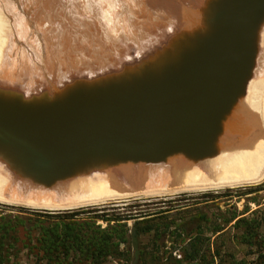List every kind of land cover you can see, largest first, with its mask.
<instances>
[{"label": "water", "instance_id": "95a60500", "mask_svg": "<svg viewBox=\"0 0 264 264\" xmlns=\"http://www.w3.org/2000/svg\"><path fill=\"white\" fill-rule=\"evenodd\" d=\"M207 14L140 61L57 93L0 89V152L45 188L105 166L207 155L254 70L264 0H216Z\"/></svg>", "mask_w": 264, "mask_h": 264}, {"label": "bare ground", "instance_id": "6f19581e", "mask_svg": "<svg viewBox=\"0 0 264 264\" xmlns=\"http://www.w3.org/2000/svg\"><path fill=\"white\" fill-rule=\"evenodd\" d=\"M214 2L0 0V89L24 98L42 90L54 94L68 82L138 62L155 48L162 49L181 29L203 26L201 17H207ZM256 49L251 77L217 123V138L207 155L195 160L175 156L157 164L105 166L45 188L22 176L0 152V203L58 212L123 197L261 183L264 21L257 32Z\"/></svg>", "mask_w": 264, "mask_h": 264}, {"label": "trees", "instance_id": "16d2710c", "mask_svg": "<svg viewBox=\"0 0 264 264\" xmlns=\"http://www.w3.org/2000/svg\"><path fill=\"white\" fill-rule=\"evenodd\" d=\"M98 209L85 208L56 214L19 210L17 214L0 216V264H9L10 257L22 248L45 264H106L116 260H123L125 264H161L159 255L146 251L142 238L170 233L169 223L157 222L158 219L152 215H142L131 217L133 224L129 227L127 217L94 214ZM235 217L215 223L214 230L218 226H226ZM98 222L106 226L102 227ZM197 222L200 232L199 223L206 224L208 220L204 218ZM242 225L249 228L247 219L241 218L235 223L236 227ZM183 228L184 225L173 228L174 232H179V237L181 232L189 237L180 258L170 256L173 264H215L220 256L218 250L210 254L208 248L205 253L201 250L203 239L200 236L192 237V233H187ZM240 238L247 244L254 239L253 246L264 250V237ZM257 260L264 264V254H258Z\"/></svg>", "mask_w": 264, "mask_h": 264}, {"label": "rangeland", "instance_id": "374dc122", "mask_svg": "<svg viewBox=\"0 0 264 264\" xmlns=\"http://www.w3.org/2000/svg\"><path fill=\"white\" fill-rule=\"evenodd\" d=\"M77 24L80 23L77 22ZM74 30H76V27ZM85 208H99L94 214L107 213V216L119 214L127 217L129 227L133 224L131 217L142 215H152V217L158 219L157 222L169 223L171 225L170 233H164L160 237L149 235L142 238L146 251L151 255H159L161 264H173L171 257L180 258L186 247L189 237L187 238L182 232L179 237V232L173 230L177 225H184L183 229L187 233H192V237L200 236L204 242L201 250L205 253H207L208 248L210 254L218 250L220 256L215 264H260L257 260L258 254H264V250H258L256 246H253L254 239L247 244L242 242V238H240L243 236L254 238L256 235L264 237V180L259 184L235 188L148 197H123L75 210ZM19 210L42 214L66 212L33 210L29 207L25 208V206L0 203V216L7 213L17 214ZM234 215L236 217L233 221L224 227L218 226L214 230L215 223H221V221L230 219ZM204 218L208 222L206 224L199 223L202 231L199 232L197 221ZM241 218L247 219L249 228L246 225H242V227L235 226L236 221ZM98 223L102 227L106 226L103 222ZM18 248L22 247L18 246ZM9 264H45V262L37 261L33 254L22 248L17 254L10 257ZM106 264H125V262L116 260L109 261Z\"/></svg>", "mask_w": 264, "mask_h": 264}]
</instances>
